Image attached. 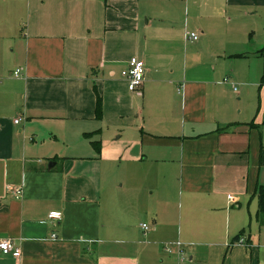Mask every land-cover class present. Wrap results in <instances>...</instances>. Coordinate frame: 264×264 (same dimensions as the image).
<instances>
[{"label":"crops","instance_id":"obj_1","mask_svg":"<svg viewBox=\"0 0 264 264\" xmlns=\"http://www.w3.org/2000/svg\"><path fill=\"white\" fill-rule=\"evenodd\" d=\"M262 25L264 0H0V240L22 250L0 264H264L243 211L264 226Z\"/></svg>","mask_w":264,"mask_h":264},{"label":"rangeland","instance_id":"obj_2","mask_svg":"<svg viewBox=\"0 0 264 264\" xmlns=\"http://www.w3.org/2000/svg\"><path fill=\"white\" fill-rule=\"evenodd\" d=\"M195 29V28H194ZM262 29H264V26L262 25ZM263 49V48H262ZM262 76L260 79V84L258 87V93L260 92V90H262L264 87L263 85V75H264V61H262ZM12 64L13 63H9L7 65H5L4 67V72L6 74L7 77H12V79L9 80H16L13 76V70L14 68H12ZM222 66L223 68V73H222V83L224 80H227L228 82H231L232 87H236L238 88V90H240L241 95L243 96L244 91H245V83H247V77H246V69L248 67V63H246V60L244 59V57H239L237 55L235 56H227L223 59V64ZM228 77V78H226ZM229 77H231L232 79H230ZM13 84V83H12ZM232 87L230 89V95H234L233 91H232ZM259 95V94H258ZM139 99H136V102H138ZM118 127L119 124L117 122V124H115L114 126H109L106 125L105 126V135L102 138V136L99 134V137H96L95 140H99V145H106L107 147H110L111 145H115V144H119L122 141H120L118 139L119 137V133H118ZM94 135H92L91 137H87V139H91ZM60 142V141H59ZM92 139V146L95 147V145L93 144ZM61 143V142H60ZM62 144V143H61ZM250 207V204H244L243 206V211L245 212L246 215V219H247V224L245 226V234L247 235V239L249 238V236H251V240H252V247L254 250V247H256L257 251H261V260L264 263V226L263 227H259L256 218H255V214L251 215L250 211L247 209ZM243 235L244 237L246 235ZM250 239V238H249ZM237 246H241L236 244ZM243 246H247L249 247V245L245 244Z\"/></svg>","mask_w":264,"mask_h":264},{"label":"built area","instance_id":"obj_3","mask_svg":"<svg viewBox=\"0 0 264 264\" xmlns=\"http://www.w3.org/2000/svg\"><path fill=\"white\" fill-rule=\"evenodd\" d=\"M200 39V35L198 33H189L188 36V40L191 41L192 43H196L198 42ZM21 74V71L18 70L17 72H15V76L19 77ZM122 77L127 80L128 82V89L131 93H140L141 89L144 85L145 82V77H146V65L144 63V61L138 57H134L130 60L129 65L127 67L126 70H124L122 72ZM238 89L235 88V92H237ZM23 121L22 118H18L17 120H15V123L18 125ZM15 194L16 196H19L21 194V189L17 188L15 190ZM228 199L233 203L235 200L232 196H228ZM52 219H61V214H52L51 215ZM142 228L145 231H149L150 228L147 224H143ZM53 239H57L56 235H53ZM238 245H245L246 240L245 238H240L239 241L237 242ZM166 250L170 253L173 252V250L169 247L166 248ZM178 252L180 255V258L182 261L187 260L185 257V253L182 250V247H180L179 244V248H178ZM0 253H2L3 255L6 256H14L17 259H20L21 255H22V250L20 247L15 246L14 242L12 240L6 239V240H0Z\"/></svg>","mask_w":264,"mask_h":264},{"label":"trees","instance_id":"obj_4","mask_svg":"<svg viewBox=\"0 0 264 264\" xmlns=\"http://www.w3.org/2000/svg\"><path fill=\"white\" fill-rule=\"evenodd\" d=\"M179 1H184V0H179ZM260 55L264 59V48L260 52ZM96 115H97L98 119H100L102 117V101H101L100 97H98ZM256 196H257L258 201H259V210H258V214H257V220L260 224H262V222L264 220V186H260L257 189Z\"/></svg>","mask_w":264,"mask_h":264}]
</instances>
